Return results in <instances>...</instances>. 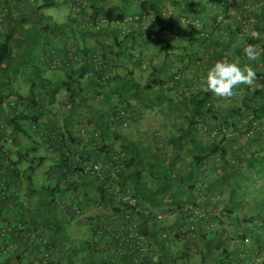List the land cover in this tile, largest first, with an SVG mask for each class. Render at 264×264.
I'll return each instance as SVG.
<instances>
[{
	"label": "trees",
	"instance_id": "obj_1",
	"mask_svg": "<svg viewBox=\"0 0 264 264\" xmlns=\"http://www.w3.org/2000/svg\"><path fill=\"white\" fill-rule=\"evenodd\" d=\"M25 1L0 0V264L50 263L52 257L47 260L44 253L62 248L63 243L56 240L57 233L63 231L58 226L60 217L57 216L50 226V215L45 214L44 221L39 224L40 234L32 235L36 237L32 244L33 239L25 232L37 228L31 222L39 217L29 214L31 209H26L24 218L10 216L11 212L16 215L25 206L29 207L25 205L23 195L32 201L38 194L31 177L35 166H42L46 158L56 163L57 155L61 166H50L48 176L59 175L61 169H64V175L72 173L73 176L72 182H63L65 189L72 193L58 199L65 200L68 206L83 205L84 212L99 208L96 213L99 216L81 217L90 225V235L98 236L95 223L100 216L115 217V221L123 225L131 221L138 225L137 234L142 238L139 243L143 242L147 250L133 247L122 254L118 250L127 249L124 245L111 249L108 241L102 240L103 245L108 246L105 264H264V187L258 186V182L264 183V129L261 126L264 123V37L253 39L249 32H242L243 25H238L242 33L236 40H229L228 47L216 45L223 59H238L241 65L247 64L256 72L252 86L238 85L235 95L230 97L236 105L220 108L215 105L217 96L201 87V79L195 88L187 80L175 79L180 71L193 67L188 64H202V58L194 53L193 44L184 43L187 35L180 24L186 20L174 13L164 14L166 0H125L124 3L73 0L79 3L82 18L65 25L55 23L52 16L41 11L66 0H43L42 3L33 0L26 16L33 15L36 23L28 26L26 36L18 40L24 41L20 56L25 61L21 64L12 54L10 34H13L14 26H18L19 19L11 14L12 6L20 7ZM172 1L175 5L177 1L179 6H195L202 12L209 8H225L223 12L227 15L237 3V0H227L225 5L222 0ZM130 6L133 11L128 14ZM85 7H89L86 12ZM205 14L209 16V13ZM129 16L139 24L147 17H153L158 28L142 30L139 34L142 39L134 32L119 33ZM210 16L217 23L220 13ZM257 20L249 31H264V7ZM186 23L188 28L195 30V37L203 30L206 33L201 39L210 41L208 36L213 29L209 31L195 22ZM114 29L117 35L111 43L101 37L104 33L110 35ZM230 35H233L232 28ZM59 36L64 40L61 48L52 43L53 38ZM90 36L100 47L88 43ZM43 38L47 40L35 60L31 57L32 50ZM236 42L240 45L233 49ZM246 44L257 46L255 60L243 55ZM138 46L152 48L154 56L146 57L143 63L142 57L135 52ZM173 55L178 63L176 70L162 71L163 65L171 68L168 62ZM184 57L189 59L185 61ZM22 65L32 67L27 92H12L16 95L6 102L4 94L11 72ZM47 66L50 71H61L65 76L53 75L55 80L46 76L41 67ZM179 87L178 95H171L170 92ZM61 94L66 97L58 100ZM53 100L60 101L59 113L52 110ZM166 104L180 122L163 144L171 152L166 162L167 171L177 173L178 186L187 188V197L172 198L168 194L170 186L165 178L158 177L155 161L145 159L138 141L128 135V126L134 123L137 115H143L145 109H166ZM5 105L9 112H5ZM79 115L77 125L80 128L74 131V122ZM57 118H62L65 132ZM81 128L89 130L82 133ZM95 128L99 130L98 134L92 132ZM241 135L245 137L243 142L238 140ZM5 137L8 140H3ZM35 146L44 151V156H35ZM80 148L83 159L79 160L76 156ZM66 150L69 156L64 154ZM111 153L124 154L126 158L124 171L114 184L105 177L100 178L99 172H84L90 165L87 162H94L96 157L97 160L111 159ZM146 172L153 176L154 184H149ZM219 187L223 188L220 192L216 191ZM56 188L60 190V185ZM238 191L244 193H241L244 195L242 200H255L261 205L257 212L260 223H246L248 219L254 220L247 216V211L244 212L248 202L242 200L244 216L239 220V213L234 208L240 205L235 203L234 193ZM47 192L54 194V189L48 188ZM43 200L36 201L40 210L46 205ZM223 217L230 220L240 234L248 232L253 242L260 240L261 247L254 250L252 257L240 254L245 251L240 246H245L242 241L247 237L238 235L241 238L238 242L235 239L224 241L227 238L224 236H230V232L223 225ZM62 219L73 220L67 219L65 213ZM47 229L52 231V237ZM198 237L202 241L200 247L192 243ZM26 245L34 247L33 251ZM86 248L92 253L89 241ZM27 249H30V255L24 256ZM253 256L261 258L253 259Z\"/></svg>",
	"mask_w": 264,
	"mask_h": 264
},
{
	"label": "rangeland",
	"instance_id": "obj_2",
	"mask_svg": "<svg viewBox=\"0 0 264 264\" xmlns=\"http://www.w3.org/2000/svg\"><path fill=\"white\" fill-rule=\"evenodd\" d=\"M34 1L37 3H42L43 0H34ZM117 1H121V3L125 2V0H110L109 2L116 3ZM26 2H27V5H25ZM173 2L174 1L172 0H166V2L163 4V11L165 15L174 13L176 15L182 16V19L186 20V22L187 21L195 22L196 24L201 25V27L203 28H205L204 26H206L209 31L213 29V31L208 36V39L210 41L204 42L201 38L206 33L205 31L202 30V32L198 34V37L197 36L195 37V35H193L195 30L188 28V25L186 22H184L183 24H180L182 32L187 35L186 39L184 40V43H186L189 46L193 44L195 48L194 53L198 54V58H202V64H199V63L188 64V66L193 65V67H189L185 69L184 71H180L175 78L176 80L178 78L182 79L183 81L187 80L192 88H195L200 84L201 81L199 82V80L201 79L202 76L206 75L207 68L214 61L223 59V56H221V54L219 53V50L218 48H216V45H218L220 48L223 46L228 47L229 40H231L232 38L236 40L235 38L238 35H240L242 32L243 33L246 32L245 29L253 28L252 25H255L256 21H258L257 18L260 13V10L264 7V0H237L235 7L231 8V10L229 11L227 15L226 12L225 13L223 12L225 11V8L223 7H222L223 8L222 10H217L215 8H209L206 12L205 11L202 12L201 10H198L195 6H190L188 4L179 6L177 4V1H176V5L174 4L175 2L174 3ZM226 2L227 0H222V5L223 4L225 5ZM23 4L24 5H21L20 7H17V8L15 6H12L13 12L11 15L19 19L17 23H18V26H21V28L18 26H14L15 29L11 30V32L13 31L12 32L13 34H10V38H11L10 44L12 47V54L16 59H18L21 62V64H24V61H25V59L20 56L23 50L24 41H18V40L26 36V29H28V26H32L34 25V23H36V21L33 20V15L28 14V17L26 16V14L29 12L28 8H30L34 4L33 0H28V1L26 0L25 2H23ZM105 4L106 3H103V5ZM130 8H131L130 10H127L128 14L132 13L133 11L132 9L133 6H130ZM87 10H89V7L84 8V12H86ZM81 12L82 11H81V7L79 6V3L73 0H71L70 3L68 2V0L59 2L54 6L45 7L41 11V13L43 14L45 13L46 15L52 16V19L55 23L64 24V25L67 22H72L77 19L80 20L82 18L80 14ZM215 12L220 13L217 23L213 22L211 20L212 17L210 16V15H213V13ZM205 13H209V16ZM3 15H5L4 12H3ZM22 15L26 17L24 16L22 17ZM219 21H221L220 24H219ZM238 25H243L241 33L238 30L239 29ZM23 27H25L24 30H23ZM153 27L158 28L157 20L153 17H147L146 19H144V22L141 24L137 22H130L128 20L126 24L124 22L122 23V27H121L122 31L119 33L134 32L135 35H139L142 30L147 32ZM230 28L233 29V35H230ZM4 30H7V28H5ZM259 31L264 33L263 30H259ZM4 33H7V31H4ZM116 35H117V32L114 29L113 31H111L110 35L108 34L105 36V33H104L101 37H103L108 43H111L113 41V37ZM141 37L142 36L139 35L138 39H142ZM46 40L47 39L43 38L39 46L35 47L32 50L33 52L31 53V57L33 59L34 58L35 60L38 59V57L40 56L42 52L43 44L44 42H46ZM176 41L178 40L176 39ZM52 43L55 45V47L61 48L64 43V40L59 36V38L57 37L53 38ZM88 43L93 44L97 47H100L99 43H96L94 38L91 36L88 39ZM238 45H240V42H236L232 48L235 49ZM135 52L138 53V55L142 57L143 63L146 61V57L154 56L155 54L152 48L148 49L146 46H140V48L138 46ZM184 59L186 61L189 58L184 57ZM58 60L60 59L58 58ZM176 62L177 60L175 59V56L174 55L171 56L168 62L171 64V68L168 65L167 66L163 65L162 71H165L167 69L170 72L175 71L176 66H178V63ZM37 64L40 65L41 63L38 62ZM182 64H184V62H182L181 65ZM145 66H147V64H145ZM30 69H32V67H30ZM30 69L22 65L20 69H15L13 73L10 71L11 78L9 80V86L5 88L6 93L4 94V97L7 99L6 102H10L9 100H12L14 98V95H16V93H12V92L20 91L22 94L27 92V89L29 86L28 79L31 74ZM41 69H43V72L45 73L46 76H52V77H55L53 75L65 76V74L61 71H57V70L50 71V68H48V66L47 68L41 67ZM138 70H139V65L136 68V71ZM263 70H264V67H263ZM180 89H181L180 87L178 89H174L173 91L170 92L171 95L176 97ZM65 97L66 95L61 94L59 95L58 100L60 99L63 100ZM58 100H53V104H52V110L54 112L57 111V113H59L58 108L60 107V101ZM236 103L237 102H231L230 98H224V97H218V96L215 100V105L220 108H227L229 106H234L236 105ZM167 105L168 104H166V107H167L166 109L162 107L155 108V109H145L143 112V115H137L134 118V123L128 126V135L130 139L138 141L139 147L143 149L142 155H144L145 159H148V161H153V160L155 161L156 170L158 172V177L165 178L167 183L170 186V191L168 192V194L172 198L179 197V196L187 197L188 195L187 188L180 189L178 186V179L176 176L177 173L175 171H170V170L167 171L166 162L169 159L170 157L169 155L171 154V152L169 151L168 148L165 149L163 144H166L165 143L166 139L170 137L171 132L175 128H177V124L180 123L179 119H175L176 115H172L173 114L172 108L168 107ZM5 108H6V105H5ZM7 111L9 112L8 109ZM80 115H81V112H80ZM80 115H79V118L74 122L75 123V127L73 129L74 131L78 130V128L80 127V125H77L80 119ZM57 120H58V123H60L61 130L65 132L66 128L64 126V123L61 122L62 118H57ZM261 126L264 129V123ZM91 130L92 132L98 131L97 128L91 129ZM230 134L231 133L229 132V135ZM244 139L245 137L242 135L238 137L239 142H243ZM34 149L37 150V153L35 154V156H42V155L44 156V151L42 149H38L37 146H35ZM57 157L58 155L55 157V161L57 162V165H58L59 162H58ZM53 164H55L53 159L52 160L50 159L49 161L48 158H46L42 166L40 167L35 166V169L32 172L31 177L34 180V186L36 187L37 189L36 192L39 195L37 194L36 197H34L32 201H29L27 200L28 196L23 195L24 192H22L21 193L23 195L22 199L24 198L25 204L29 205V207L25 206L24 208H22L21 212L19 210L21 215L19 212L16 215H14L13 212H11V215H10L11 217H18L20 219L24 218V213L26 214V209L28 211L29 209H31V211H29V214L36 215L39 217L38 219H42L44 221V218L42 217L45 214H49L48 211H50L51 213L50 226L55 222L53 219V215L57 214V210L55 208L58 207V205L55 204V200L58 199V197H62V198L67 197L70 193H72V190L65 189L64 186L66 185H64L63 179L60 175L50 176L49 174L48 176L50 166H52ZM145 174L147 176L148 181L150 182L149 184L150 185L154 184L155 182L153 180V176L149 172H146ZM58 185H60V190H57L56 188V186ZM258 186L264 187V183L258 182ZM24 187H25V184H24ZM48 188L54 189V194H52L51 192L50 193L47 192ZM221 189L223 188L219 187L216 189V191L220 192ZM241 193L243 192L238 191L237 194L234 193L235 199H236L235 203L240 204L238 207H234L235 211L239 213L238 214L239 220L241 221L242 217L244 216L243 213L247 211L248 212L247 216L251 217L254 220L252 222L251 220L247 218L248 221H246V223L248 225H251L255 222L260 223L261 218L257 215V212L260 211L261 205H259L258 201H255V200H252V202H250V200H248L247 198L246 200H242L243 198L242 196L244 195H242ZM257 193L258 192L256 191L255 195ZM39 198H43L44 199L43 201L46 202V205L43 207L42 210L38 208L39 206L36 203L37 199ZM83 198L84 197L82 196L81 199ZM60 200H63V199H60ZM241 200L242 202L243 201L248 202V204L246 203L244 206L245 207L244 212H243L244 207L242 206ZM82 201H84V199ZM98 211H99V208L97 210L95 207V208H91L88 211V213H91L90 215H92V214L97 213ZM222 221H223V225H225L230 232L229 233L230 236H224V237H227L226 239H224L225 242L230 241L231 239H235V242H238V239H241L239 238L238 235H241V237L242 236L247 237L246 239L243 240L244 242L242 241V243L245 244V246L244 245L240 246L241 248L244 247L243 249L245 250V251L240 252L242 256L249 258L248 256L251 255L252 257V255H254V250L261 247L260 240L258 242H253V240L250 239L248 232H242V234H240V230L234 229L233 224H231L230 220L225 219L223 217ZM76 222L77 220L73 222H69V223L68 221H66L67 224L62 226L63 231L60 236L63 238H66L67 241L65 239L62 240L63 242L62 248L60 247L58 250H53L52 262L45 263V264H105L106 263L105 257H107L108 249L104 248L105 246L103 245L102 239L98 236L90 235V225L87 222H83L82 226L77 224ZM40 226L41 225H37V228L35 230H29V232L27 231L25 232L28 235L30 234L31 239H33L32 244H34V240L36 238V237H33L32 235L40 234V231H41ZM49 232H50V236L52 237L53 236L52 231L49 230ZM47 234L48 233H45V236L48 237ZM50 239L51 238L48 237L47 240H50ZM96 240H97V243H96ZM87 241H89L90 244L92 245V249H91L92 253H90L88 248H86ZM200 242H202L200 237L192 241L194 245L199 246V247H200ZM29 246L30 245H26V247H29ZM30 247L32 248V251H33L34 247L32 246ZM109 254L112 255L111 250ZM259 257L253 256V259H256V258L259 259ZM26 261L27 260L25 259V262ZM9 264H15V263L10 262Z\"/></svg>",
	"mask_w": 264,
	"mask_h": 264
},
{
	"label": "built area",
	"instance_id": "obj_3",
	"mask_svg": "<svg viewBox=\"0 0 264 264\" xmlns=\"http://www.w3.org/2000/svg\"><path fill=\"white\" fill-rule=\"evenodd\" d=\"M127 18H129V19L124 20L125 24L128 22V20L130 22H133L132 17L129 16ZM5 112H8V111L6 110ZM88 129L87 128H83V129L81 128V131L83 133V131H86ZM93 133L98 134L99 130L97 132H93ZM7 138L8 137H5L3 140L6 141ZM66 139L69 140L70 138L68 136H66ZM67 145L69 146V142L67 143ZM66 151L64 154L69 156L70 154H68L69 153L68 150H66ZM76 157L79 160L83 159V149H81V148L79 149ZM110 157H111V159L106 158V159H99V160H97L98 157H96L94 162H90V161L87 162V163H90V165L88 167H86L84 172H88V171L99 172L101 174L100 178L105 177L107 180L110 181L111 184H114L119 179V177L121 176V174L124 171L126 158H125L124 154H117V153H111ZM55 165L58 167L61 166L60 162L58 165L56 162ZM63 171H64V169L63 170L61 169V171L58 172L59 175L62 174L64 176V177H62L63 182H68V183L72 182L73 181L72 173L71 174L66 173L64 175ZM71 171H72V169H71ZM52 176H55V174L52 173ZM130 203L134 204V201L131 200ZM56 204L58 206H60L62 209V212L67 215V219H69V220L76 219V220H80L81 223L84 222V220H81L82 212L84 213L83 205L81 206L80 204L74 203L72 206H68L67 202L65 200H59L56 202ZM96 216H99V215L92 214V217H96ZM159 218H161V216H159ZM96 220H97V224L95 223V229H96V227H98V233H96V234L102 240L108 241V243L110 244L109 248L113 249V247H122L124 245L125 248H127V249L119 248V250H118L122 254L126 253V251H129V250L131 251L133 247H135V248L139 247V250H143V251L147 250V247L143 242L139 243V241L142 238L138 237V234H137L138 233V225L136 222L131 221V222L123 225V224H120L119 222H116L115 217H109V216L108 217L100 216V217H97ZM42 222H43L42 219H38L37 221L33 220L31 222V224L33 226H37L39 224H42ZM47 231H49V229H47ZM104 246H105V248L108 247L106 245V243L104 244ZM52 253H53V251H51V250L46 251L44 253V256H45L44 258L47 260L51 259ZM23 255L29 256L30 255V249H27L23 253Z\"/></svg>",
	"mask_w": 264,
	"mask_h": 264
},
{
	"label": "clouds",
	"instance_id": "obj_4",
	"mask_svg": "<svg viewBox=\"0 0 264 264\" xmlns=\"http://www.w3.org/2000/svg\"><path fill=\"white\" fill-rule=\"evenodd\" d=\"M245 31L249 32L250 36L253 39H261L262 37H264V33H261L255 29H252L250 31L248 29H245ZM242 52L243 55L246 56L249 60H255L257 54V46L253 44H246V46L243 47ZM255 80L256 72L251 66L247 64L241 65L238 59L231 60L226 57L224 59L214 61L207 68L206 75L201 77V87L205 91L215 94L218 97L230 98L235 95L238 85L252 86ZM59 200L60 199H57V201ZM55 209L57 210V214L53 215V219H55L57 216L60 217L58 221L60 222V224L58 226L62 228L63 225L67 224L66 220L62 219V215L64 213L62 212L60 206L56 207ZM48 213L51 216L50 211H48ZM90 214L91 213L88 212H82V217L83 215ZM75 220L76 219H73L71 222ZM81 220H83V218H81ZM76 223L81 226L83 225L80 220H77Z\"/></svg>",
	"mask_w": 264,
	"mask_h": 264
},
{
	"label": "crops",
	"instance_id": "obj_5",
	"mask_svg": "<svg viewBox=\"0 0 264 264\" xmlns=\"http://www.w3.org/2000/svg\"><path fill=\"white\" fill-rule=\"evenodd\" d=\"M52 78L54 79V78H56V77H52ZM54 80H55V79H54ZM61 233H62V231H60V232H58V233H57V238H56V240H60V241H61V243H63V242H62V240H63V239H65V240H66V238H63V237H61V236H60V235H61ZM66 241H67V240H66Z\"/></svg>",
	"mask_w": 264,
	"mask_h": 264
}]
</instances>
